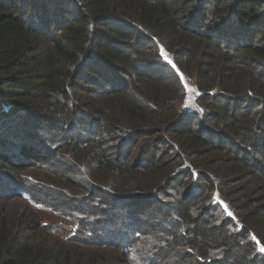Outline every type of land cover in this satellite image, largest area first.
Masks as SVG:
<instances>
[{
    "label": "trees",
    "instance_id": "16d2710c",
    "mask_svg": "<svg viewBox=\"0 0 264 264\" xmlns=\"http://www.w3.org/2000/svg\"><path fill=\"white\" fill-rule=\"evenodd\" d=\"M0 165V264H264V0H0Z\"/></svg>",
    "mask_w": 264,
    "mask_h": 264
},
{
    "label": "rangeland",
    "instance_id": "374dc122",
    "mask_svg": "<svg viewBox=\"0 0 264 264\" xmlns=\"http://www.w3.org/2000/svg\"><path fill=\"white\" fill-rule=\"evenodd\" d=\"M187 91H188V93H187V105H190L192 100L197 96V92L195 91L194 87H192V84L187 85ZM18 158L19 157L16 158L14 156V159L18 160ZM0 170L2 171V172H0V180L1 179H7V178L11 177L12 178L11 180H13L16 183V185H19V181H21V180L23 181V177L26 178V177L34 176V177L38 178V180H40L42 182H46V183H50V181L54 182V180H56V178H58V177H55V175H53V174H49L48 172L43 173L39 169H37V171H36L35 169H32V168H27L25 170L18 172V170L6 169L0 165ZM55 182H57V181H55ZM8 202L11 203L10 208L12 206H14V207L15 206H21V205L24 206V204H26V202L22 203L20 201H17L15 199V197H13V199L9 200ZM35 214L38 216L39 219H41L43 221L47 222V221L52 220L50 217L51 214L47 211H43V212L39 211L38 213H35Z\"/></svg>",
    "mask_w": 264,
    "mask_h": 264
}]
</instances>
